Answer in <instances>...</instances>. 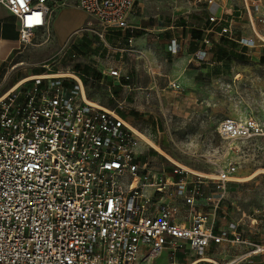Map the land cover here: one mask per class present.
I'll use <instances>...</instances> for the list:
<instances>
[{
  "label": "built area",
  "instance_id": "obj_1",
  "mask_svg": "<svg viewBox=\"0 0 264 264\" xmlns=\"http://www.w3.org/2000/svg\"><path fill=\"white\" fill-rule=\"evenodd\" d=\"M198 2L209 7V22L218 24L219 1ZM136 3L77 0L92 19L80 30L102 42L113 31L133 32L138 28L129 17ZM0 4L16 17L20 43L26 47L38 32H49L53 15L68 0ZM247 11L255 31L249 7ZM202 42L212 47L210 36ZM241 43L256 44L243 38ZM204 47L196 54L199 63L208 62ZM178 50L172 40L169 52ZM108 75L130 88V77L120 68L109 69ZM30 82L0 97V264H155L165 253L173 261L179 255L194 258L191 264H244L240 258L207 257L211 244L225 241L250 247L248 256L264 253V245L237 234L234 222L215 233L234 164L216 176L221 191L205 196L201 177L189 178L178 169L173 171L178 179L172 180L165 169L143 162L135 130L117 108L88 98L81 75L39 76ZM217 133L226 142L251 141L264 138V124L225 118Z\"/></svg>",
  "mask_w": 264,
  "mask_h": 264
},
{
  "label": "rangeland",
  "instance_id": "obj_2",
  "mask_svg": "<svg viewBox=\"0 0 264 264\" xmlns=\"http://www.w3.org/2000/svg\"><path fill=\"white\" fill-rule=\"evenodd\" d=\"M76 1L68 0L67 6L78 9ZM230 2L235 13L229 16L240 18L231 26L220 20L217 28L221 35L212 39L207 64H198L196 58H192L196 50L193 45L189 46L190 56L166 51L167 32H180L182 25L200 28L206 23L209 15L206 5L199 4L198 0H137L129 23L147 29L139 40L134 38L127 46L110 33L106 40L112 50L108 52L95 34L79 29L68 38L67 45L45 62L48 69L42 75H81L91 101L102 107L117 108L127 116L134 130L163 151L159 152L138 136L143 162L149 160L168 172L181 169L167 158L169 156L191 170L215 177L199 176L208 182L205 191H221L216 176L229 164L237 168L234 178L248 177L264 169V138L226 142L217 133L218 124L225 118L256 119L264 124V61L260 62L253 54L255 47L264 48L260 37L264 36V0ZM254 4L259 5L258 10ZM247 7L252 12L259 38L250 23ZM167 28H171L170 31ZM136 31L143 32L133 29L134 37L141 35ZM241 35L254 39L255 46L244 47ZM113 40L115 42L111 43ZM57 42L51 35L36 34L29 46L48 45L37 49L35 54H25L24 59L49 57ZM245 48L248 55L239 59ZM120 55L123 57L119 58ZM115 67L129 75L133 90L122 87L121 84L126 83L123 80L119 82L108 75V70ZM172 82L180 88L173 87ZM188 174L189 178L197 176ZM224 195L218 216L225 217L227 222L239 223L243 236L264 245V173L247 182L228 183ZM250 219L257 223L252 226ZM249 251L250 247L234 245L218 252L225 261L240 258L244 264H264V253L248 256ZM179 259L177 264H189L194 258L180 255ZM171 263V260L164 261V264Z\"/></svg>",
  "mask_w": 264,
  "mask_h": 264
},
{
  "label": "crops",
  "instance_id": "obj_3",
  "mask_svg": "<svg viewBox=\"0 0 264 264\" xmlns=\"http://www.w3.org/2000/svg\"><path fill=\"white\" fill-rule=\"evenodd\" d=\"M218 1L220 4V8H219V12H218L217 16L222 17L219 20L222 19V20L226 21L227 23L230 24V26L236 24V19L240 18V17L234 16L233 14H232V16H229V14L235 13V12H232V5H231L230 0H218ZM198 3L204 4L207 6L206 3H203V2L202 3L198 2ZM78 9L69 8L68 6H66V7L58 10L53 15V18H52L51 24H50V28H49V32L40 31L37 33V34L42 35V36L48 35V37L51 35L53 38L55 37V41H57V39H58L57 44L55 43L56 47L55 46L52 47L53 49L55 48L54 51H52L49 54V57L48 56L45 57V59H41V60L40 59H34L32 61H26V58L24 59L25 54H28V53L29 54H35L37 49L42 48L43 46H46L48 44H42V45L36 46V47H31V46L24 47V46H22L20 43V36H19L16 17L14 15H12L5 6L0 4V97L3 96L4 94H7L11 90H13L19 84H21L23 82H30L31 80H33L37 76H42V74H44V72L45 73L47 72L46 69H45V71L43 70L44 66H46V65H44L45 62H47V60L50 59L51 57L55 56L56 51L59 48L67 45L65 43L67 42L68 38H70V36H72V34H74L79 29H81L83 27V25H86L85 23H87L88 20L90 19L89 16L84 11H82L80 8H78ZM233 11H235V10H233ZM207 12L209 14L208 19L202 27L194 28V27H191L188 25H182L180 27V29H181L180 32H177V33L173 32V31L167 32L168 39H167L166 51L169 53L170 42L172 40H176L178 48H179L178 53L183 54V56L185 54H186V56H190L189 55V46L191 47L193 45L196 47V50L191 54V56H192V58L193 57L196 58L197 52L204 47V46H202V44H203L202 41H203L205 36H210L211 40L220 36L221 33L219 32V29L217 28L218 24L212 25L209 22L210 12H209L208 6H207ZM75 16H77L78 18L76 19ZM72 17H75V18H72ZM137 28L143 31V32L136 31L137 34L141 33V35H137L134 37V35H132L131 31H126V32L125 31H113V32H111L113 34H110V36H113V37L118 36L120 38V41H122L124 44H127V46H128V42L132 41V39H134V38H135V40L136 39L139 40L141 38L140 36L145 35L144 31H147V29H145V28H141V27H137ZM211 28H214V31L210 35H208V31ZM170 29L171 28H167L166 30L170 31ZM193 31L199 32L201 34L200 39L193 37ZM167 34H165L164 36H166ZM240 37L241 38H248V39L250 38V37L245 36V35H241ZM249 40H251V39H249ZM107 42L108 41L105 39V42H103V43L108 48V52H110V50H112V47ZM112 42L114 43L115 40L111 41V43ZM204 48L209 50V55H208V60H209L211 48L210 47H204ZM245 49L246 50L241 52V54L248 55L249 51L247 48H245ZM119 51H123V50H119ZM121 53H123V52H121ZM253 54L255 55V58L260 61L261 57H264V48L255 47V51ZM122 57H123V55L119 56V58H122ZM196 63L202 64V63H199L197 60H196ZM205 64H207V63H205ZM116 68H119V67H116ZM184 71H186V68L184 69ZM123 73H126V72H123ZM124 85L126 86L128 84H121L122 87ZM129 85L131 87V82L129 83ZM124 88H126V87H124ZM129 90L131 91L133 89L129 88ZM110 109H112V108H110ZM166 174L172 180L178 179V176L174 175L173 172H168V170H167ZM206 183H208V182L207 181L205 182V184L203 186V190H204L205 196H209L211 193L205 191ZM219 211H218V214H219ZM218 214H217V221H216V225H215V233L216 234H219L221 231L228 230L229 224L232 223V222H227L225 220V217H220V216H218ZM236 224L238 225V228H239V223H236ZM237 234L241 235L243 238L245 237L239 232V229H237ZM248 238L249 237H247V239ZM263 244H264V239H263ZM231 246L232 245H229L226 241L223 242L222 244H211V246L207 252V257L209 259H213V260H223L222 255L218 251L226 249V248L231 247ZM179 256L177 257V259L175 261H173L172 259L169 258V254L165 253V254H163V256L161 258L156 260L155 264H158V262H162L161 264H164V261L166 262L169 260H171V262H172L171 264H177L178 261H180ZM186 258H190V257L186 256ZM192 261H190L189 264H191Z\"/></svg>",
  "mask_w": 264,
  "mask_h": 264
},
{
  "label": "bare ground",
  "instance_id": "obj_4",
  "mask_svg": "<svg viewBox=\"0 0 264 264\" xmlns=\"http://www.w3.org/2000/svg\"><path fill=\"white\" fill-rule=\"evenodd\" d=\"M261 39L264 41V36L260 35ZM59 76H68V75H71V74H57ZM44 76H47V75H42L41 77H44ZM39 77V76H37ZM36 77V78H37ZM22 84V83H21ZM20 85V84H19ZM18 85V86H19ZM135 132L137 133V135L142 138L144 141L148 142L153 148L157 149L159 152L163 153V151L154 143L152 142H149L147 140H145V137L143 134L139 133L138 131L135 130ZM167 156V155H166ZM167 158L173 162L175 165H177L178 167H180L181 169H183L184 171H187V172H191L193 173L194 175H197V176H201V177H207V178H215L213 176H209V175H206L204 173H200V172H197V171H194V170H191L190 168H188L187 166L181 164V163H178L177 161H175L173 158L167 156ZM261 173H264V169L260 170V171H257L255 173H253L252 175L248 176V177H235L233 179V181H236V182H247L253 178H256V176H258L259 174Z\"/></svg>",
  "mask_w": 264,
  "mask_h": 264
},
{
  "label": "trees",
  "instance_id": "obj_5",
  "mask_svg": "<svg viewBox=\"0 0 264 264\" xmlns=\"http://www.w3.org/2000/svg\"><path fill=\"white\" fill-rule=\"evenodd\" d=\"M193 37H195V38H197V39H200L201 34H200L199 32L193 31ZM239 59H244L243 54H241V55L239 56ZM263 61H264V57H261L260 62H263ZM202 64H205V63H202ZM202 64H201V65H202ZM43 70L45 71V68H43ZM84 83H85V81H84ZM121 115H122L125 119H127V116H126V115H124V114H122V113H121Z\"/></svg>",
  "mask_w": 264,
  "mask_h": 264
}]
</instances>
